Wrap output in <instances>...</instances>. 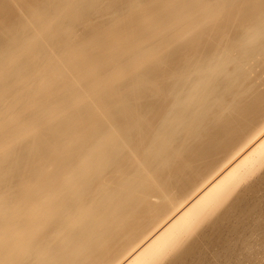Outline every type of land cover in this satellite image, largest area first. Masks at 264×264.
<instances>
[{
	"label": "bare ground",
	"instance_id": "6f19581e",
	"mask_svg": "<svg viewBox=\"0 0 264 264\" xmlns=\"http://www.w3.org/2000/svg\"><path fill=\"white\" fill-rule=\"evenodd\" d=\"M13 1L0 0V264H165L191 249L264 162L259 114L199 180L187 172L264 100V0ZM220 30L233 38L214 49ZM150 86L168 104L150 108Z\"/></svg>",
	"mask_w": 264,
	"mask_h": 264
},
{
	"label": "rangeland",
	"instance_id": "374dc122",
	"mask_svg": "<svg viewBox=\"0 0 264 264\" xmlns=\"http://www.w3.org/2000/svg\"><path fill=\"white\" fill-rule=\"evenodd\" d=\"M11 1H13V0H11ZM20 7L16 6L15 2L13 1L11 3V6H10V10H11L10 13H12L13 15H15L17 17L18 16H25V15L27 16L28 15L27 14V11H28L27 7L23 8V6H22L21 9H20ZM22 9L24 12L21 11ZM25 11H26V14H25ZM109 17H110V15L101 16L100 14H98V15H95V17L93 18L94 19L93 21L94 22L104 21V22H107V24H108V23H111V17L110 18ZM77 27H78L77 29L80 30V31L78 30L79 31L78 33H83L84 31H87L86 29H88V28H86L87 26H85V25L82 26L80 24ZM221 31H223V30H220L219 34L221 33ZM232 32H233V30L231 31V33ZM226 33H227V31H225L224 33H221L220 37H218L219 35L218 36L215 35L216 38H213L211 36V38H213V39H211L210 42L211 43L213 42V44H211V43H209V44L212 45V47H214V49L217 45H219V48H220V45H221V47L224 46L221 43L224 44V43H226L225 41L233 38V36L230 37L231 34L229 31H228V34H226ZM223 34H225V35H223ZM2 35L3 34H1V32H0V42L2 41ZM222 35L224 36L223 38H222ZM185 41H187V43ZM182 42L184 43V45ZM181 43L177 44V46L176 45L174 46V49L176 51L175 53H177V54L179 52L182 53L184 46L185 45L187 46L190 42L184 38V39H182ZM178 45H179V47H178ZM171 59H172V61L170 63L174 62L173 64H171V65H169L170 63L167 64L169 67H164L165 65L160 66L159 70H162L163 76H160L161 78H164L165 81L171 80V82H172V81H174V79L176 77V75H174V74L176 73L175 67H177V66L175 64H177V62H176L177 59H176V56H175V58L172 57ZM262 64L263 65H262V67L260 66V68H262V70H264V62ZM170 66H172L171 69H170ZM260 68L258 67L257 71L255 72V75H254V73L252 74V77H254V79H256V77L259 75V73H257V72L260 71V75L262 78V79L260 78L262 82H259L256 84V92H255L256 94H257V91H258V94L260 92L261 93L264 92V81H263L264 80L263 79L264 74L263 75L261 74L262 70H259ZM160 75H161V73H160ZM128 84L129 83H126L125 86H127ZM258 84H259V86H258ZM147 90L150 93H147L148 91L145 92V94L148 97L145 95L144 102L147 101V103H149L150 108H152V109L155 108L154 107L155 105H156V107H157V105L159 106L160 103H162L161 99H164V98L161 97L159 99L160 96L159 97L156 96V94L153 91V88H151V86ZM253 96H255L254 98H256V95H251V98ZM251 98L247 97V99H251ZM254 100H256V99H254ZM165 102H166V104H168L166 100H165ZM256 103L258 104V105L256 104V106H257L256 108H258V111L255 109L254 112L252 111V115H250L247 118L246 117L242 118L241 116L237 117L238 122L242 121V123L244 122L243 124L242 123H240V125H238L237 123L235 124V122H237L236 121L237 119H235L236 116L233 117L235 114H232V113L229 116L232 115L231 118L233 117V120L235 119V122L232 121V119H230V118H229V120H230L229 122H228V119L224 120V123L228 129L229 128L231 129L234 126V128L237 127L236 128L237 130L234 129L235 133L234 134L232 133L229 136H228V133H227V135L223 133L224 135H222V137H221L222 140H221V144H220V145H223L222 147L220 145H218V147L214 146V148L216 150L215 149H212L213 151L210 150L211 154L209 153V156L204 157V159H201V158L197 159L195 157L196 155L194 156V158L197 159V161L195 160L193 162V164H194V166H196L197 169L196 170L188 169V171H187V172H189V171L191 172V173L189 172L190 173L189 176L191 177V179L192 178L194 179V180L192 179L193 181L199 180L203 176L202 174L209 171L211 166L216 161H218V159H220V157H223L228 153L231 145H233V142H236L238 140L237 138H239V139L242 138L246 134V132L248 130H250V128L255 126L254 124L257 123V121L259 120V118L261 117L260 115H264V100L260 98L257 100ZM164 105H165V103H164ZM164 105L162 104L161 108ZM157 109L159 110V108H157ZM156 112L157 111L155 109L151 113L153 115V113L156 114ZM239 118H240V120H239ZM224 123H220L221 126H222V124L224 125ZM236 136H237V138H236ZM203 142L206 143L207 141H203ZM210 144L211 143L208 142V145H210ZM211 146H212V144H211ZM212 148H213V146H212ZM22 151H24V150L21 149V152ZM25 153H26V151H25ZM21 155L22 154L17 155L18 157L20 156V160L23 159V158H21V157H23V155L22 156ZM17 156L15 158V161L13 160L14 162L20 161ZM22 161H24V160H22ZM19 163L21 164V161ZM261 165L258 166L257 169L254 170L252 173H250L251 174L250 176L248 175L247 178H244L243 182L238 184V186H237L238 188H235L236 193H234L235 190L233 192L228 193L226 196L227 200L225 198L222 202H220L215 207H213L209 210L208 216L210 217V219L212 221L209 225L207 224V226L204 229L199 228V229H201L199 232L200 236L198 238H196V240L192 241V243H191L192 248L188 249V250H182L178 246H175L171 252L172 255H174V257H171L169 255L166 256L164 258L165 264H198V263L199 264H264V162L261 163ZM22 167L25 169H23ZM18 168H21L20 169V171H22L21 174H24V173H26V171L29 170V169H26L27 167L25 166V164L23 165V163H22V166L18 167ZM23 170H24V172H23ZM191 170H193V172ZM17 174H19V173H17ZM175 180L178 182V185L180 187L190 184V181H188L187 179L184 180V178H181V179L175 178ZM182 181L183 182L186 181V183L184 182V185H182L183 184ZM13 185L15 187L18 186V182H13ZM18 188H20V186ZM260 229H262V230L259 231ZM184 239L190 240V238L188 236H184ZM245 240H246V242H245ZM249 243H250V245H249ZM262 246H263V248H262ZM240 250L241 251L243 250L244 252H241ZM237 251H240V254H238ZM242 254H243V256H242ZM176 255H177V257H176ZM241 257L242 258L244 257V258L242 259Z\"/></svg>",
	"mask_w": 264,
	"mask_h": 264
}]
</instances>
